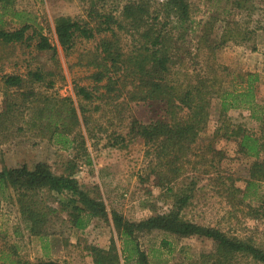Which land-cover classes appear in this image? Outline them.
<instances>
[{
  "label": "trees",
  "instance_id": "16d2710c",
  "mask_svg": "<svg viewBox=\"0 0 264 264\" xmlns=\"http://www.w3.org/2000/svg\"><path fill=\"white\" fill-rule=\"evenodd\" d=\"M14 2L0 0L1 46L33 44L38 50H52L55 59L58 46L68 50L79 39L96 38L97 43L88 51L85 63L94 68L90 78L95 82V91L99 92V87L105 90L99 96L107 103L121 98L149 101L162 108V116L148 123L133 118L128 127V139L142 142L148 146L147 153L153 155L152 172L158 184L171 183L191 162L193 146L207 125L215 96L220 102V114L212 137H234L238 151L253 158L244 188L231 183L229 196L244 200L254 193L253 188L264 182V135H252L240 125L234 126L226 116L231 107L252 109L257 106L258 75L247 73L229 90L225 86L226 77L217 67L211 65L201 73L191 65L189 36L193 21L188 0H163L157 6L150 0H128L117 15L111 12L96 14L93 24L58 16L51 26L54 43L43 33L42 27H35L29 33L32 27L29 23L23 22L16 28L4 24V15L17 16L12 11ZM235 2L237 7L242 6L241 0ZM201 31L196 49L204 48L212 54L229 41L248 43L255 32L247 23L244 26L237 21H226L217 37H211L212 26H205ZM55 74L51 69L28 68L25 73H6L0 77L4 96V104L0 107V141L22 130L36 132L64 148L72 146L90 163L86 137L81 133V125L86 126L88 122L84 114L86 106L69 95L59 97L38 89L39 85L53 86ZM73 90L75 96L87 102L96 94L83 85H75ZM208 150L218 159L223 157L212 144ZM210 166H215L214 159ZM76 167L75 159L70 158L63 173H55L43 160L0 170V188L14 190L18 211L30 235L44 237L54 233L59 221L68 223L70 228L83 229L96 217L112 224L116 236L111 237L107 248L91 247L94 264H125L130 258H135L137 264H149L138 238L156 229L179 238L210 239L212 249L202 253L195 264H239L242 258L264 264V247L251 238L229 235L220 228L183 217L181 210L191 197L190 185L168 186L167 194L173 199L170 209L134 221L115 209H108L99 191L84 188L75 176ZM247 206L251 216L264 215V196L260 205L248 203ZM62 212H66V217L61 216ZM118 240L122 241L121 247ZM0 260L1 264H66L51 258L31 262L11 258L5 253Z\"/></svg>",
  "mask_w": 264,
  "mask_h": 264
},
{
  "label": "rangeland",
  "instance_id": "374dc122",
  "mask_svg": "<svg viewBox=\"0 0 264 264\" xmlns=\"http://www.w3.org/2000/svg\"><path fill=\"white\" fill-rule=\"evenodd\" d=\"M126 1L15 0L12 11L17 16L6 14L3 18L4 24L11 28L21 26L23 22L29 23L32 26L29 33L35 27H42L43 33L54 43L51 26L56 17L70 16L93 24L96 14L111 12L117 15ZM150 1L157 6L163 0ZM188 1L193 21L189 36L193 55L191 65L201 73H205L211 65L217 67L226 77L225 86L229 90L235 88V84L247 73H256L257 106L252 109L231 107L226 116L234 126L240 125L250 134L264 135V0H241L242 6L238 7L235 0ZM226 21H237L244 26L247 23L255 31L253 39L242 44L229 41L213 54L204 48L198 51L196 46L202 28L212 26L211 37H217ZM97 40L79 39L68 50L58 46L55 59L52 50H38L33 44L11 47L0 44V77L6 73H25L28 68L54 70V85H39L38 89L59 97L69 95L86 106L84 114L88 116V122L86 126L81 125V133L86 137L91 158V162L87 163L86 158L72 146L64 148L53 139L22 130L0 141V170L43 160L51 165L55 173H63L66 161L74 158L78 182L88 190L99 191L108 209H115L134 221L170 209L173 199L167 194L168 186L190 185L191 197L181 210L184 218L220 228L229 235L251 238L264 247V215L254 217L247 213L248 203L252 206L261 204L264 182L253 188L254 193L244 200H234L228 194L231 183L244 188L253 158L238 151L234 137H212L219 123V99L215 96L211 101L209 119L193 146L191 162L186 164L180 177L161 186L155 172H152L154 159L152 154L147 153L148 146L142 142H131L128 127L133 118L148 123L162 116L163 110L149 101L120 98L107 103L99 96L105 90L99 87V92L95 91V82L90 78L94 68L85 63L88 51L94 49ZM75 85L86 86L96 94L91 101L82 100L74 94ZM3 104L0 78V107ZM210 144L223 153L221 159L208 150ZM213 159L215 166L212 168L210 163ZM255 191L258 194L255 195ZM61 216L66 217V212H62ZM54 230V233L44 237L30 235L18 211L14 190L0 188V257L5 253L11 258L31 262L51 258L66 264H94L91 247L107 248L111 237L116 236L112 224L96 217L83 229L70 228L68 223L59 221ZM138 241L148 255L149 264H195L202 253L213 247L207 238H179L158 229L142 233ZM121 245L122 241L118 240V246ZM125 264H137V261L130 258ZM239 264L262 263L242 258Z\"/></svg>",
  "mask_w": 264,
  "mask_h": 264
}]
</instances>
